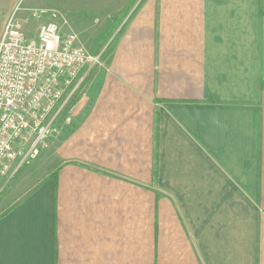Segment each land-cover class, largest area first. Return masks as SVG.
Here are the masks:
<instances>
[{
  "label": "crops",
  "instance_id": "1",
  "mask_svg": "<svg viewBox=\"0 0 264 264\" xmlns=\"http://www.w3.org/2000/svg\"><path fill=\"white\" fill-rule=\"evenodd\" d=\"M106 6L57 11L111 49L0 193V264H264V0Z\"/></svg>",
  "mask_w": 264,
  "mask_h": 264
},
{
  "label": "built area",
  "instance_id": "2",
  "mask_svg": "<svg viewBox=\"0 0 264 264\" xmlns=\"http://www.w3.org/2000/svg\"><path fill=\"white\" fill-rule=\"evenodd\" d=\"M30 10L39 22L34 38L14 12L0 36V193L71 122L69 100L103 55L63 32L54 9Z\"/></svg>",
  "mask_w": 264,
  "mask_h": 264
},
{
  "label": "rangeland",
  "instance_id": "3",
  "mask_svg": "<svg viewBox=\"0 0 264 264\" xmlns=\"http://www.w3.org/2000/svg\"><path fill=\"white\" fill-rule=\"evenodd\" d=\"M112 0H0V31L3 22V15L7 10L15 13L20 19L25 34L34 38L37 32L39 22L30 18V8H51L55 11H60L61 14L68 20L71 18L84 22H76L75 26L83 25L84 28H96L95 19L111 20L110 17H115L116 7L106 6ZM108 10V11H107ZM111 10H113L112 13ZM61 16V17H63ZM60 20V18L58 19ZM85 83L79 87V92Z\"/></svg>",
  "mask_w": 264,
  "mask_h": 264
},
{
  "label": "trees",
  "instance_id": "4",
  "mask_svg": "<svg viewBox=\"0 0 264 264\" xmlns=\"http://www.w3.org/2000/svg\"><path fill=\"white\" fill-rule=\"evenodd\" d=\"M110 43L108 44V45H106V47H105V53H104V55H103V57L104 56H106V55H108L109 54V52H110ZM77 93V92H76ZM76 93L70 98V100H69V104H71V103H73V101H74V99H75V96H76ZM155 138H156V128L154 129V142H155ZM155 167H156V162H155V160H154V166H153V172L155 173L156 171H155Z\"/></svg>",
  "mask_w": 264,
  "mask_h": 264
}]
</instances>
